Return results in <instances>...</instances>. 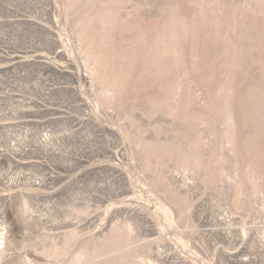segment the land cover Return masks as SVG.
Returning <instances> with one entry per match:
<instances>
[{"label": "rangeland", "instance_id": "rangeland-1", "mask_svg": "<svg viewBox=\"0 0 264 264\" xmlns=\"http://www.w3.org/2000/svg\"><path fill=\"white\" fill-rule=\"evenodd\" d=\"M0 264H264V0H0Z\"/></svg>", "mask_w": 264, "mask_h": 264}, {"label": "bare ground", "instance_id": "bare-ground-1", "mask_svg": "<svg viewBox=\"0 0 264 264\" xmlns=\"http://www.w3.org/2000/svg\"><path fill=\"white\" fill-rule=\"evenodd\" d=\"M94 245V244H93ZM90 247V246H89ZM92 249H93V247H92ZM93 251H95V249H93ZM103 251H105V247H103ZM115 251H113V252H111V253H109V254H112V253H114ZM121 253V252H120ZM123 253V252H122ZM119 255V254H118ZM93 257V256H92ZM111 257V256H110ZM99 261V260H98Z\"/></svg>", "mask_w": 264, "mask_h": 264}]
</instances>
